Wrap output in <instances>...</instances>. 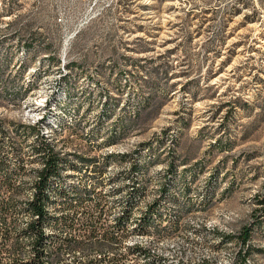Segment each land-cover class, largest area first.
<instances>
[{"label": "rangeland", "instance_id": "obj_1", "mask_svg": "<svg viewBox=\"0 0 264 264\" xmlns=\"http://www.w3.org/2000/svg\"><path fill=\"white\" fill-rule=\"evenodd\" d=\"M43 145L61 160L45 244L75 188L107 233L57 264H264V0H0L19 232Z\"/></svg>", "mask_w": 264, "mask_h": 264}, {"label": "trees", "instance_id": "obj_2", "mask_svg": "<svg viewBox=\"0 0 264 264\" xmlns=\"http://www.w3.org/2000/svg\"><path fill=\"white\" fill-rule=\"evenodd\" d=\"M19 129L27 130L33 134L36 126L17 125L16 130ZM0 152L8 157V152L2 146H0ZM5 152L6 154H4ZM11 152V155H18L19 146L13 144ZM42 155L41 160L44 164L37 172L36 189L26 205L28 221L23 232L18 231L16 223L19 216L15 209V202L20 193L18 181L23 179L22 165H19L15 170H9L4 163L5 159L0 160V264H44L42 262L44 257L49 261L46 264H57L61 249L76 250L82 248L85 241L94 240L100 236V234H96L99 221L98 209L95 205H89L82 198L83 194H89L90 191L85 188L82 191L75 188L73 193L75 198L66 197L64 194L60 207L63 212H67V215H62L55 225L56 228L59 226L60 232L68 237H59L50 245L45 244L44 224L48 219L47 206L49 204L47 189L51 179L59 175L57 173L61 160L53 148L46 145H43ZM71 213L72 215H69ZM77 215L82 216L84 220H76ZM243 233L240 234L241 242L246 244L250 237V231L245 229ZM106 236L105 232L100 237ZM239 258L242 260L244 255L240 254Z\"/></svg>", "mask_w": 264, "mask_h": 264}]
</instances>
